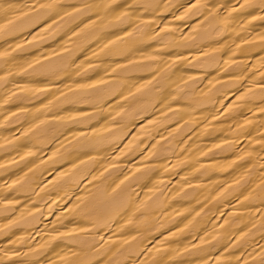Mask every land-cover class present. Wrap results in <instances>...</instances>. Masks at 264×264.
I'll return each mask as SVG.
<instances>
[{"label": "bare ground", "instance_id": "1", "mask_svg": "<svg viewBox=\"0 0 264 264\" xmlns=\"http://www.w3.org/2000/svg\"><path fill=\"white\" fill-rule=\"evenodd\" d=\"M0 264H264V0H0Z\"/></svg>", "mask_w": 264, "mask_h": 264}]
</instances>
